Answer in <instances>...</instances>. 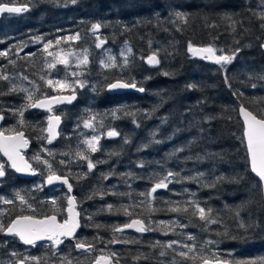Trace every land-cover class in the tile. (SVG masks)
<instances>
[{
	"label": "trees",
	"instance_id": "16d2710c",
	"mask_svg": "<svg viewBox=\"0 0 264 264\" xmlns=\"http://www.w3.org/2000/svg\"><path fill=\"white\" fill-rule=\"evenodd\" d=\"M3 3L29 7L20 15L0 17V52L7 53L0 56V74L9 77L0 80L3 127L26 132L30 162L45 147L55 148L52 163L56 174L72 184L82 227L74 241L56 249L39 246L30 258L19 242L5 240L0 232V257L15 253L13 259L28 264H97L101 256L110 258L111 264H202L205 259L264 264L263 186L252 174L239 115L241 106L257 116L264 114V80L259 79L264 75L260 19L264 0ZM97 23L101 27L96 32L111 48L124 44L132 48L131 62L125 69L98 71V59L93 57L91 70L98 71L93 81L99 83L95 92L58 111L63 118L61 139L47 146L46 114L28 108L20 124L18 110L24 99L20 92L10 91V80L27 76V81L41 83V45L70 34L89 35ZM189 44L211 47L233 59L212 66L193 59ZM153 55L159 63L150 67L146 59ZM115 81L135 83L144 93H109L108 86ZM89 119L119 135L104 139L96 152L83 148L80 153L88 159H82L76 151L82 148L77 127ZM88 160L95 165L91 171ZM0 163L6 169L0 198L15 200L6 204L5 226L22 215L39 219L56 215L60 222L67 218L65 187L61 188L65 194L53 204L61 192L33 188L36 180L46 177L41 168L32 181L17 177L1 155ZM161 181L167 187L153 193ZM17 194L30 203L20 206ZM196 205L205 209L207 220L200 219ZM135 219L145 222L144 235L116 232ZM78 242L88 250L76 248ZM183 245H194V252L181 257L180 251H188Z\"/></svg>",
	"mask_w": 264,
	"mask_h": 264
},
{
	"label": "snow or ice",
	"instance_id": "6c2138e0",
	"mask_svg": "<svg viewBox=\"0 0 264 264\" xmlns=\"http://www.w3.org/2000/svg\"><path fill=\"white\" fill-rule=\"evenodd\" d=\"M76 0H73V3H75ZM26 8H20V7H10L8 4L3 3V0H0V13H20L22 11H26ZM178 17H183L182 13L176 14ZM260 19L264 20V13L260 15ZM101 27L100 24H93L92 30L95 32L99 30ZM261 28H264V23L261 24ZM80 38L79 34L73 37H68L70 40H78ZM57 44L60 43L59 40L56 41ZM51 46V42L44 45V50L48 53L49 56H53L54 54L52 52H48L49 47ZM97 47H100V44L96 45ZM264 47V45H261ZM188 50L193 55H198L201 52H207L209 53L208 56L203 57L205 59L214 60L217 64H228L232 61L233 56L228 55H220L216 56L214 54V50L211 47L203 48V49H197L194 48L191 44H189ZM129 51H131L129 49ZM0 56H7L6 52H0ZM109 60H112V64H104V67H116V64L114 63V58L109 57ZM68 65L69 60L67 58H61L56 62H50L47 64V67L49 69H54L56 67V63ZM148 62L150 64H158L159 60L155 57V55L150 56L148 58ZM81 64L86 65L88 63V58L85 55L83 60L80 61ZM126 63V61H125ZM103 64V62H102ZM168 73H165L167 75ZM73 76L77 75L75 72L72 73ZM25 80L28 79L27 76L23 77ZM9 77L6 74H0V80H8ZM41 79H44L42 76ZM259 79L264 80V75H260ZM53 80L48 79L47 84L49 86L53 85ZM76 83H80L79 81H76ZM55 85L59 88H70L71 85L68 83H65L60 80L55 81ZM81 87H83V84H80ZM230 86V85H229ZM110 88H127V87H133L135 88V83L127 84V83H121L117 82L114 84H111L109 86ZM253 88L256 87L255 84L252 85ZM16 87L13 86L10 91H16ZM139 91L143 92L144 89L140 88ZM20 91L28 92V89L22 88ZM4 93H0V95H3ZM26 99L29 102L30 107H48V110L51 111V104L53 102L60 103L63 102L61 98L59 97H52L51 99H45V100H36L33 102V95L31 92H28V95ZM63 99H67L68 102L71 101V99H74V96L71 98L65 97ZM240 113L242 114L244 118V132H243V138L242 142L246 141V152L250 160V166L251 171L254 172L262 182V185H264V114H261L259 116L253 114L252 112L248 111L245 107H240ZM18 115L21 118L19 123L23 124V110H18ZM115 115V113L113 114ZM3 115H0V120H3ZM93 119H95L93 117ZM60 117L54 116L49 118V124L47 131L51 133V137L48 138V142L51 143L52 138L55 137V127L53 124V121H55L56 124L59 123ZM84 127L90 128L92 127V124L90 122H85ZM14 131V130H13ZM107 135L109 137H115L118 136L119 133L115 130L108 131ZM98 136H93L91 139H86L83 141L84 144L87 145L88 149L91 150V152H96L98 150ZM158 142V141H157ZM125 143H128L127 139H125ZM28 145V140L24 138L23 132H15L13 135H5L4 132L0 131V153H3L5 157H7L8 161H10V167L15 169L17 172H31L32 174H35V170L31 168V165L28 164L27 161L24 160V157L21 155L20 150L22 148H26ZM77 155H79L82 159H88L87 156H85L83 153L78 152ZM34 159L39 160V156L34 157ZM45 164H47L49 168L50 174L47 177V183L52 184L54 181H61L62 183L66 184L68 186L69 192L72 190V185L68 182L67 177H63L60 175H57L55 172H52V165L48 164L47 161H44ZM61 164L64 163V161L60 162ZM88 169L91 171L95 165L92 163L91 160H88ZM141 167L143 165H140ZM5 175V164L0 163V177H3ZM173 174L171 172L168 173V176H172ZM107 178V177H105ZM167 179V178H165ZM222 179V178H221ZM161 187H167V184L164 181H161L157 183L153 188L152 192L154 193L157 188ZM17 198L21 201V203H27V201L24 200L23 196H20L17 194ZM3 198H0L2 200ZM4 203H13L11 200H3ZM56 202L53 201V204ZM29 208H31V205H28ZM111 208V205L108 206ZM196 207L199 210L200 219L207 220L208 217L205 214V209L199 208L198 205ZM174 211H180V209L175 208ZM210 211V210H209ZM67 218L63 220V222H60L57 220L56 215L51 216H45L42 219H37L34 216H18L15 219L11 220L10 223L5 226L3 223H0V232H3L7 235H11L14 237H17L23 244L26 245H32L35 246L38 241L47 240L52 243L53 247H58L60 244L64 242V239L66 238H73L74 234L76 232V229L80 227L79 223V215L80 213L75 210V197H68V207H67ZM215 222V221H212ZM136 225H140V227H137L136 230L143 232L145 231V227L143 226V222L139 220H133L131 224H126L124 227H133ZM116 231H123L122 228L116 229ZM189 239H193V237H189ZM117 242V241H112ZM126 242V241H125ZM176 243L173 241L172 243H169L167 247L171 248L173 244ZM91 247V246H88ZM183 247L188 248L187 252L180 251L178 255L181 257H188L190 252H194L195 246H188L183 245ZM76 248L78 249H85L86 245L82 242H78L76 244ZM13 255H16L13 253ZM161 255H164L162 252ZM32 259H38L36 257H32ZM18 264H24V261H19ZM97 264H99V261H97ZM204 264H209L208 260H204Z\"/></svg>",
	"mask_w": 264,
	"mask_h": 264
},
{
	"label": "rangeland",
	"instance_id": "374dc122",
	"mask_svg": "<svg viewBox=\"0 0 264 264\" xmlns=\"http://www.w3.org/2000/svg\"><path fill=\"white\" fill-rule=\"evenodd\" d=\"M89 35H83L81 33L76 34H70L66 35L64 37H60L58 39H55L51 42V46L48 49V52H52L54 55L49 56L48 53L44 50V45L48 44L49 42L43 43L40 47L41 49V55L43 57V65H42V76L44 79H41V83L27 81L24 78L20 76L13 77L10 82L12 84V87H16V91L20 92L23 95L24 103L21 106L19 110H23L24 113L28 108H31L29 105L28 100L26 99L28 92H31L33 95V102L36 100H40L45 97H49L52 95H59V94H71V93H78L80 96L84 95V97H89L88 94H93L98 86V82L93 81V77H95L98 74V71L106 70V69H112V68H121L125 69L126 66H128L131 62L132 56H133V50L128 44L122 45L119 49L111 48L102 38L101 34L99 32L91 31ZM79 34L80 38L78 40H70L68 37H73ZM59 40L60 43L57 44L56 41ZM100 44V47H97L96 45ZM129 49L131 51H129ZM87 56L88 63L86 65L81 64L80 61L83 60L84 56ZM95 57L98 59V71L94 72L91 70V60ZM109 57L114 58V63L116 64V67H104V64H112L113 61L109 60ZM61 58H67L69 60L68 65L56 63V67L54 69H49L47 67V64L50 62H56ZM126 61V63H125ZM1 62V58H0ZM103 62V64H102ZM2 68L0 65V72ZM75 72L77 75L73 76L72 73ZM41 76V77H42ZM52 79L53 85L49 86L47 84V80ZM60 80L65 83H68L71 85L70 88H59L55 85V81ZM76 81H79L80 83H76ZM83 84V87L80 86V84ZM26 88L28 89V92L20 91V89ZM91 112V111H90ZM88 116L87 114H85ZM85 122H90L92 124V127L86 128L84 127ZM83 122L81 125L79 124V127H77V135L79 138V144L82 147L79 150L81 151L83 148L87 152H91L90 149H88L87 145L83 143L86 139H91L93 136H98V149L101 146V143L104 139H110V137L107 135L108 131H105L101 124H99L97 121L89 119L87 121ZM47 125V124H46ZM106 129V128H105ZM2 130L6 133H14L13 129L5 126L2 128ZM45 139L47 140L46 136ZM48 146V145H47ZM55 148L45 147V150L36 153L31 158V163L34 165L35 169L41 168L43 172H45L46 177L42 179V181H35L33 184V188L39 192H44L47 189L46 180L48 175L50 174L49 168L47 164L44 163V161H47L48 164L52 165V172L56 173L55 166L52 163L51 157H54L56 154ZM39 156V160L34 159V157ZM71 156V155H70ZM73 159L74 157L71 156ZM88 164V163H87ZM6 172V169H5ZM48 172V173H46ZM53 191L61 192V188L52 189ZM65 193L61 192L55 195H58V198L56 199V203L58 202V199L60 196H63ZM54 195V196H55ZM1 204H5L4 208H0V223H3L5 225V218L7 217L6 211H7V205L10 203H4L3 200H11L13 203L15 202L13 197L9 196H2ZM27 203H30L28 200ZM53 199H51V202ZM18 204L20 206L26 205L25 203H21L19 199H17ZM11 203V204H13ZM55 203V204H56ZM68 203V199H67ZM16 239L8 240V241H14ZM50 247V246H49ZM48 248V247H47ZM55 249L57 247H54ZM33 250H37L35 247L32 249H25L24 250V256L26 258H30L31 252ZM13 257H16L13 254H10L7 258H1L0 257V264H14V260L16 259V264L20 261L19 259ZM24 264H28L27 262H24Z\"/></svg>",
	"mask_w": 264,
	"mask_h": 264
},
{
	"label": "water",
	"instance_id": "95a60500",
	"mask_svg": "<svg viewBox=\"0 0 264 264\" xmlns=\"http://www.w3.org/2000/svg\"><path fill=\"white\" fill-rule=\"evenodd\" d=\"M9 6H10V7L26 8V9H27L26 11L29 10L28 7L11 6V5H9ZM22 12H23V11H22ZM22 12H20V13H6V12H5V13H0V17H1L2 15H5V14L18 15V14H21ZM263 45H264V42H263ZM197 49H203V48H202V47H197ZM262 50H263V52H264V47H262ZM214 54H215L216 56H219L215 51H214ZM191 55H192L193 59H196V60H198V61H206V60H207V62H208L210 65H212V66H218V65H220V64H217L214 60H209V59H205V58H203V57H206V56L209 55V53H207V52H201V53L198 54V55H193V54L191 53ZM155 57L157 58V56H155ZM157 59H158V58H157ZM146 63H147V65L150 66V67H155V66L157 65V64H150V63L148 62V59L146 60ZM221 64H223V62H222ZM117 82L125 83V82H123V81H116V82H114V83H117ZM114 83H112V84H114ZM109 86H110V85H109ZM133 91H136L138 94H143V93H144V91L141 92V91H139L136 87H135V88H133V87H127V88H110V87H108V92H109V93H113V94H122V93L133 92ZM73 96H74V99H71L70 102H68L67 99H63V98H65V97L71 98V97H73ZM53 97H59V98L62 99L63 102H60V103H55V102H53V103L51 104V111L48 110V107H32V108H31V111H32V112L51 113V116H50V117L59 116V115H53V114H52L53 110H55V109H57V108H60V107L73 106V105L77 104L78 101H79V96H78L77 94H72V95H58V96H53ZM51 98H52V97H47V99H51ZM45 99H46V98H43V99H41V100H45ZM243 107H244V106H243ZM246 109H247V108H246ZM247 110H248V109H247ZM248 111H249V110H248ZM250 112H251V111H250ZM239 115H240L241 121H242L243 126H244V118H243L242 114L240 113V109H239ZM50 117H49V118H50ZM59 117H60V120H59V123H58V124H56L55 121H53V124H54V127H55L56 135H55V137L52 138V140H51V143H50V144H52V145H53L54 143H56L57 141H59L60 138H61V128H62V126H63V119H62L61 116H59ZM49 118H48V124H49ZM3 122H4V119H3V120H0V127L3 125ZM47 129H48V126H47ZM47 129H46V135L48 136V138H50L52 134L49 133V132L47 131ZM21 132L24 133V138L27 139V137H26V132H24V131H21ZM5 135H6V134H5ZM111 138L115 139V138H117V136H115V137H111ZM27 140H28V139H27ZM30 149H31V142L28 140V145H27V147H26V148H22V149L20 150V152H21V155L24 157V160L27 161L28 164L31 165V168L34 170L33 165L28 161V159H27V157H26V155H25V154H27V153L30 151ZM0 155L3 157V159H4V160L7 162V164L10 166V163H11V162L8 161L7 157H5V156L3 155V153H0ZM10 168H11V167H10ZM250 168H251V166H250ZM11 170H12V171H13V172H14L19 178H21V179L35 180V179L38 177V175H39V173H38L37 171H35V174H32L31 172H17V171H15V169H13V168H11ZM252 174H253L256 178L259 179V177H258L254 172H252ZM4 178H5V175H4L3 177H0V181H2ZM259 180H260V179H259ZM68 182L70 183V180H69V179H68ZM260 182H261V181H260ZM46 183H47V181H46ZM70 184H71V183H70ZM261 184H262V182H261ZM71 185H72V184H71ZM47 186H48V188H56V187H62V186H65V187L68 189V186H67L66 184L62 183L61 181H54L52 184H48V183H47ZM262 186H263V194H264V185H262ZM159 190H163V188H162V187H161V188H157L155 192H157V191H159ZM68 192H69V190H68ZM69 195H70L71 197H75V196H74L73 187H72L71 192H69ZM75 210H76L77 212H79V211H78V205H77L76 199H75ZM66 213H67V210H66ZM79 213H80V212H79ZM67 215H68V213H67ZM37 219H39V218H37ZM57 220L59 221L58 218H57ZM135 220L142 221V220H140V219H135ZM132 221H133V220H132ZM132 221H130L128 224H131ZM142 222H143V226L146 228V224L144 223V221H142ZM79 223H80V227L76 229V232H75V234H74V237H73V238H66V239H64V240H66V241H73V240L77 237V235L80 233V231H81V227H82L81 214L79 215ZM137 227H140V225H136V226H133V227H127V228L123 226V227H121V228L123 229V231H116V232L119 233V234H128V233L139 234V235H141V234H142V235L145 234L146 231H143V232L137 231V230H136ZM3 237H4V238H7V239H10V238H13L14 236L7 235V234L4 233V234H3ZM16 238H17V237H16ZM17 239H18V238H17ZM18 240H19V239H18ZM19 242H20L23 246H25L26 248H31V247H32V245H26V244H23L20 240H19ZM45 242H50V241H47V240L38 241L36 244H41V243H45ZM83 250H85V249H83ZM87 250H88V249H87ZM87 250H85V251H87ZM98 261H99V264H111L110 259H109V258H105V257H100V258L98 259ZM208 262H209V264H229V263L216 262V261H208ZM202 264H204V262H203Z\"/></svg>",
	"mask_w": 264,
	"mask_h": 264
},
{
	"label": "flooded vegetation",
	"instance_id": "af4514ba",
	"mask_svg": "<svg viewBox=\"0 0 264 264\" xmlns=\"http://www.w3.org/2000/svg\"><path fill=\"white\" fill-rule=\"evenodd\" d=\"M62 109H64V108H62ZM61 110V109H60ZM44 114V113H43ZM47 245H49V244H45V245H35L34 247L36 248V249H38L39 248V246H43L44 248H47ZM43 247H41V248H43Z\"/></svg>",
	"mask_w": 264,
	"mask_h": 264
}]
</instances>
